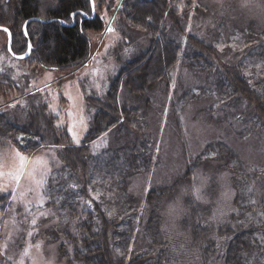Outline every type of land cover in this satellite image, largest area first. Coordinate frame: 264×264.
I'll list each match as a JSON object with an SVG mask.
<instances>
[{"label": "rangeland", "instance_id": "rangeland-1", "mask_svg": "<svg viewBox=\"0 0 264 264\" xmlns=\"http://www.w3.org/2000/svg\"><path fill=\"white\" fill-rule=\"evenodd\" d=\"M124 1L116 0L112 10L114 16L112 15L113 17H110V21L106 23L104 33H88L92 44L88 64L73 70L38 67L32 54L24 60H15L6 56L2 52L7 49L8 35L0 31V69L5 68L6 71L3 73L10 75L12 74L10 67H13L15 69L13 77L16 82L18 81L19 87L24 92L26 89H31L23 96L21 94L19 100H16L18 91L15 90L9 96H0V112H4L2 109L10 108L8 105L15 104V108H11V113H8L10 120L15 124L25 126L30 119L38 121L40 116L42 123L50 125L52 121L59 131L70 135V143L78 147L82 146L99 113L100 107L94 105V100L96 98L103 100L122 67L150 48V42L144 34H132L134 38L128 39L126 35L129 32L123 33L124 31L121 30L123 27L120 28L117 22L114 23V17ZM95 4L96 15L104 6L101 0H95ZM184 5L183 3L178 8L181 12L185 9ZM106 19L109 20V15ZM169 23L168 20L166 28L171 38H178L180 33H177ZM252 23L255 24L252 25ZM109 27L114 31L109 32ZM234 27H239L242 31L232 38ZM185 28V34L181 38V55L170 86L167 90V87L163 85L150 93L154 96L152 102H155L145 112L144 121H142L146 125L145 129L152 134L154 141L152 146L154 155L150 168L138 173L131 172L133 175L124 180L126 190L129 194L135 195L140 204L139 216L131 226L133 239H135L131 251L139 250L136 243L142 245L141 238L145 228L143 215L146 208H149L148 194L159 187L168 190L167 197L161 202L162 213L164 206L173 199L180 186L188 187L189 194L184 198L187 212L179 221V232L182 235H176L171 226L166 228L163 220L162 229L171 244L168 264H200L198 253L195 252L197 248L192 244L191 239L194 215L190 206L187 205L189 200H194L210 209L206 216L202 213L203 223L213 228L212 238L217 242H223L224 238L219 234L223 224L230 222L233 215L236 217L235 220L245 215V211L236 205L235 201L240 193L246 198L251 195L236 190L230 171H222L217 167L219 171L209 164L211 161L204 163L203 160L201 164L198 163V157L207 150L209 144L226 141L242 155L247 170L252 174L253 179L257 180V194L252 193L255 196L249 198L250 203L255 200V204H258L260 199L258 194L262 191V182L258 181V177L264 176L262 173L264 131L253 120L255 117L253 110L244 103L232 109L220 104L216 98L215 102L205 97L203 91L207 86L206 77L194 71L191 66L183 64L184 58L187 55L190 56L189 53L193 50L189 45V35L193 34L197 37L200 35L209 41V35L219 33V36L215 35L214 38L221 43L219 50L223 48L222 59L232 63L236 60L235 53L233 55V52L228 50H238L242 37H255L256 33H259V39L264 40V26L249 19L235 0H194ZM189 28L191 31L188 30ZM213 43L216 44V42ZM26 53L27 51L21 55ZM252 61V58L244 60L248 65L252 64ZM224 62L221 61V65ZM245 75L253 77L256 74ZM212 77L215 79L216 73ZM127 93V89L122 85L121 95L126 97L128 104L141 105L140 100L127 98ZM192 95L196 97L192 98ZM185 100L186 103H184ZM161 101L164 102L161 103ZM152 102H148L149 105ZM211 103L216 107L213 114L214 108L212 106L213 109H210ZM232 110L235 115L230 118L227 113ZM116 129L89 144L92 148L93 166L87 173L74 172L68 165L62 153L65 144L57 146L46 140L45 145L36 152L23 151L22 155L27 158L25 172H33L34 175L32 178L25 175L19 185L8 175L18 169V158H15L14 152L8 148L0 149L8 153L6 160L0 158V173H3L0 176V195L5 191L11 193L8 201L0 205V253L10 258L7 261L11 264H19L21 260L24 264H33L34 261L35 264H49V262L68 264L67 260L71 258L74 251L69 235L76 236L77 225L86 217L72 220L71 211H68V214L67 211H61V204L56 197L65 199L72 197L77 204L79 214L85 212L88 215L89 212L96 211L95 207L99 205L103 207L107 217L113 221L122 217L117 204H113L112 184L109 185L106 179L110 171L107 157L111 149L131 144L130 141H134L138 136V131L133 137L130 132L120 134ZM60 136H63L61 132ZM74 136L76 140L73 139ZM32 138L34 141L39 140V138ZM12 147L19 150L13 144ZM192 164H200L201 167L193 177L186 179L189 166ZM70 176H75L78 182H73ZM59 181L60 185L57 184ZM104 188H109L111 192H107L108 190ZM58 189L63 193L55 197L59 192ZM12 196L16 199H12ZM105 202L110 205L112 203V207ZM240 203L242 204L241 200ZM221 213H226L223 221H214L213 217L219 218ZM44 217L48 219L45 220ZM33 219L37 220L39 227L32 226ZM70 222L75 227L72 231ZM185 222L189 224L188 228ZM28 231L33 232L31 238L27 236ZM21 237L25 242L23 246H18ZM29 244L31 245L29 255L24 256L23 250ZM37 244L40 245L39 248L36 247ZM220 252L223 253L221 249ZM74 264L78 263L74 262ZM215 264H222V261L218 258Z\"/></svg>", "mask_w": 264, "mask_h": 264}, {"label": "trees", "instance_id": "trees-1", "mask_svg": "<svg viewBox=\"0 0 264 264\" xmlns=\"http://www.w3.org/2000/svg\"><path fill=\"white\" fill-rule=\"evenodd\" d=\"M193 1L125 0L121 4L114 17V23L117 22L120 28L123 27L121 29L123 33L129 32L126 35L128 39L134 38L132 34H144L150 42V48L122 67L120 74L112 82L108 95L103 100L97 98L94 100V105L100 107L99 113L82 146L78 147L70 143V135L59 131L52 121L50 125L42 123L40 116L38 121L30 119L27 125L20 126L8 116L12 107L2 109L4 112H0V149L7 148V141H11L15 147L18 145V149H23L24 152L38 151L45 145L46 140L57 146L65 144L62 153L74 172L87 173L93 166L92 148L89 145L91 142L115 128L120 134L130 132L133 137L138 131V136L134 141H130L133 144L111 149L107 157L110 171L106 179L109 185L112 184L113 204H117L122 217L113 221L107 217L103 207L99 205L95 207L96 211H91L88 215L85 212L79 214L77 204L72 197H66L67 199L56 197L59 193L60 195L63 193L58 189L59 192L55 197L61 204V211H67V214L71 211L72 220L86 217L77 225L76 236L69 235L74 251L71 258L67 260L68 264H74V262L78 264L169 263L171 244L162 229L164 218L161 213V202L167 197L168 190L159 187L148 194L149 208H146L143 215L145 216V228L143 238H141L142 245L136 243L139 250L131 251L135 242L131 226L139 216L140 204L135 195L129 194L126 190L124 180L133 175L131 172L138 173L150 168L154 155L152 147L154 141L152 134L145 129L146 125L142 121H144L145 112L155 102H152L154 96L150 93L163 85L167 87V90L170 86L173 72L181 55V38L185 34V24ZM86 3L87 0H0V26L11 30L13 52L21 55L28 49L24 25L30 21L27 33L34 47L32 57L38 67L73 70L88 64L92 53L88 33H104L106 23L110 21V17L114 16L112 10L113 5H116V0H104L101 12L94 16L91 13V6L86 7ZM183 3L185 9L181 12L178 8ZM73 12L88 14L80 15L79 22H77L71 16ZM108 15L109 20L107 21ZM33 19H41L45 22ZM168 20L173 29L180 33L176 39L171 38L166 28ZM232 29V38L242 31L239 27ZM258 34L256 33L255 37H242L243 40L238 45V50H228L233 52V55L235 53L236 60L232 63L222 59L224 54L219 50L221 43L214 38L215 35L219 36V33L209 35V41L200 35L199 37L189 35V45L193 50L189 53L190 56L187 55L184 58L183 64L191 66L194 71L206 77L207 86L203 91L205 97L215 102L216 98L220 104L230 108L237 107L240 103L246 104L255 114L253 120L264 131V40L259 39ZM242 49L245 50L240 52ZM2 53L14 59L8 52V48ZM247 58H252V64L248 65L244 62ZM221 61H225L224 64L221 65ZM3 71H6L5 68L0 69V96H9L15 90L18 91L16 100H19L21 94L23 96L26 91H31V89H26L24 92L19 87L18 81L16 82L13 77L15 73L13 67H10V72H12L10 75ZM215 73L217 77L214 79L212 75ZM253 73L256 74L253 77L245 75ZM122 85L127 89V98L140 101L143 99L139 101L141 105L128 104L126 97L121 95ZM192 96V98L196 97V95ZM148 102L152 103L149 105ZM210 107L211 110L213 109V114L216 107L213 103ZM234 115L233 110L227 113L230 118ZM60 132L63 134L62 137ZM17 137L24 139L21 142L16 139ZM32 137L39 138V140L34 141ZM203 160L204 163L211 161L209 164L215 168L219 167L222 171H230L236 190L255 196L252 193L257 192V180L253 179L242 155L231 144L226 141L209 144L207 150L198 157V163ZM200 164L189 166L186 179L196 174L195 172L201 167ZM70 178L73 182H78L75 176H70ZM258 181L262 182L258 204L249 202L251 196L246 198L241 193L238 195L236 205L245 211V215L237 220L233 215L230 222L220 227L219 234L224 238L223 242H217L212 238L213 228L203 223L202 213L206 216L210 209L194 200L187 202L194 215L192 232H190L192 233V244L198 249L195 252L198 253L200 264H215L218 258L222 264H264V242L260 240V236L264 235V207H262L264 206V176L258 177ZM57 184L60 185V181ZM109 188L104 189L111 192ZM249 188L251 191H248ZM212 189L216 188L212 187ZM9 197L11 196L7 199H0V205L6 203ZM105 203L109 207L113 205ZM71 222L69 226L72 231L75 227ZM188 227L187 223L186 228ZM220 249L223 251L222 254ZM0 264H11V262L7 261L5 254L0 253Z\"/></svg>", "mask_w": 264, "mask_h": 264}, {"label": "snow or ice", "instance_id": "snow-or-ice-1", "mask_svg": "<svg viewBox=\"0 0 264 264\" xmlns=\"http://www.w3.org/2000/svg\"><path fill=\"white\" fill-rule=\"evenodd\" d=\"M101 2L103 3L104 0H101ZM88 5L91 6V13L94 14V13H95V9H96L95 0H87L86 7H87ZM86 14H88V13H84V12H82V13H75V12H73V13H71V16H72L74 19H76L77 22H79V21H78V17H79L80 15H86ZM61 23H63V21H61ZM188 30L191 31L190 28H189ZM0 31H3V32H5V33H8L9 36H11V33H10L9 29H7L6 27H0ZM108 31H109V32H112V31H114V30H113L112 28L109 27V28H108ZM25 34L27 35V33H25ZM28 49H29V50L31 49V44H28ZM9 50H10V49H9ZM220 50L223 51V48H220ZM20 58L23 59V57H20ZM8 106H9V107H12V108H15V104H11V105H8ZM16 139L22 142L24 138H23V137H17ZM73 139L76 140V137L74 136ZM77 143H79V141H77ZM18 147H19V146L17 145V148H18ZM7 148H8L11 152H14L15 158H18V160H19V167H18V169H17L14 173H12V172L8 173V175L11 176L12 180H13L17 185H19L20 182H21V179H22L25 175H27L29 178H32L33 175H34L33 172H28V173L25 172V161H26L27 158H26L24 155H22V152H23L24 150H23V149H19V150L14 149V148L12 147V142H11V141H7ZM0 158H3V159L6 160V159L8 158V153H7V152H2V151H0ZM262 173H264V170H262ZM2 175H3V173H0V176H2ZM37 183H41V182H37ZM248 191H251V189L249 188ZM10 195H11V193L5 191L2 195H0V199H7L8 196H10ZM12 199H16V197H15V196H12ZM251 202H252L253 204L256 203L255 200H252ZM262 207H264V206H262ZM29 211H30V210H29ZM225 215H226V213H221V215H220L219 218H217V217L214 216L213 219H214V221H216V222H222V221H223V218H224ZM44 219L47 220L48 218H47V217H44ZM31 224H32V226H33L34 228L39 227V225H37V220H36V219H33V220L31 221ZM27 236H28L29 238H31V237L33 236V232H32V231H28V232H27ZM260 240H261L262 242H264V235H261V236H260ZM24 242H25V241H24V238L21 237L20 245H18V246H23ZM36 247L39 248L40 245L37 244ZM5 248H6V245H5ZM30 248H31V245H30V244H29L28 247H25V248H24V250H23V255H24V256H28V255H29V250H30ZM6 259H10V258L6 257ZM19 264H24V261L21 260V261L19 262ZM33 264H35V261L33 262ZM49 264H51V262H49Z\"/></svg>", "mask_w": 264, "mask_h": 264}, {"label": "clouds", "instance_id": "clouds-1", "mask_svg": "<svg viewBox=\"0 0 264 264\" xmlns=\"http://www.w3.org/2000/svg\"><path fill=\"white\" fill-rule=\"evenodd\" d=\"M235 2L249 19L255 20L259 25L264 26V0H235ZM188 194V187L180 186L173 199L163 208L162 215L165 226L166 228L171 226L176 235H182L179 232V221L187 212L184 198Z\"/></svg>", "mask_w": 264, "mask_h": 264}, {"label": "water", "instance_id": "water-1", "mask_svg": "<svg viewBox=\"0 0 264 264\" xmlns=\"http://www.w3.org/2000/svg\"><path fill=\"white\" fill-rule=\"evenodd\" d=\"M94 15H95V13H94ZM86 17V16H85ZM33 20H38V21H42V22H45L44 20H41V19H33ZM30 21H27L26 23H25V25H24V34L25 33H27V26H28V23H29ZM1 27V26H0ZM8 29V28H7ZM10 31V30H9ZM10 33H11V36H9V34L7 33V35H8V45H7V48H8V51H9V53L12 55V57H14V58H16V59H18V60H24V59H27L28 57H30V55L32 54V51H33V45H32V43H31V41H30V38H29V36H28V33H27V35L25 34V37H26V39H27V43L28 44H31V49L29 50V49H27V53L25 54V55H16L14 52H13V35H12V32L10 31ZM10 49V50H9ZM20 57H23V59H21Z\"/></svg>", "mask_w": 264, "mask_h": 264}, {"label": "flooded vegetation", "instance_id": "flooded-vegetation-1", "mask_svg": "<svg viewBox=\"0 0 264 264\" xmlns=\"http://www.w3.org/2000/svg\"><path fill=\"white\" fill-rule=\"evenodd\" d=\"M10 30V29H9ZM11 31V30H10ZM13 49V48H12ZM9 52V51H8ZM11 55V54H10ZM12 56V55H11ZM14 58V57H13ZM14 59H16V58H14ZM16 60H18V59H16Z\"/></svg>", "mask_w": 264, "mask_h": 264}]
</instances>
